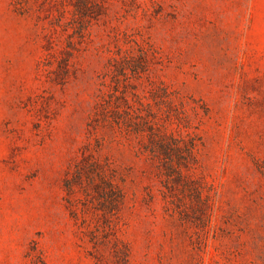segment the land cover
Listing matches in <instances>:
<instances>
[{
  "label": "rangeland",
  "instance_id": "1",
  "mask_svg": "<svg viewBox=\"0 0 264 264\" xmlns=\"http://www.w3.org/2000/svg\"><path fill=\"white\" fill-rule=\"evenodd\" d=\"M52 2L0 0V264H264V0Z\"/></svg>",
  "mask_w": 264,
  "mask_h": 264
},
{
  "label": "trees",
  "instance_id": "2",
  "mask_svg": "<svg viewBox=\"0 0 264 264\" xmlns=\"http://www.w3.org/2000/svg\"><path fill=\"white\" fill-rule=\"evenodd\" d=\"M45 2H46V6H47V8H46V11H44V12H47V14H46V17L45 18H49L47 15L49 14V12L50 13H52V10L53 9H56V7H57V5L55 4V3H53L52 2V0H45ZM80 3V2H79ZM81 5H82V7L84 6V8L83 9H85L86 8V6L84 5V4H82V3H80ZM76 7H77V10L78 11H80V9H81V7H79V5H75ZM82 9V10H83ZM83 11H85V10H83ZM58 12V11H57ZM58 14H60V13H58ZM52 16H54V15H52ZM61 21V16H60V19H59V22ZM56 22V21H55ZM116 72L118 73L119 72V70L118 69H116ZM120 73V72H119ZM118 73V74H119ZM116 105V104H115ZM118 106V104L116 105V106H114V110H113V113H112V115H113V117L114 118H120L119 116H120V113H122L121 112V110L120 109H118L119 107H117ZM117 109V110H116ZM105 108L103 107L102 108V114H103V116L105 117ZM121 120V119H120ZM122 122H123V119H122ZM153 140V139H152ZM153 142V141H152ZM161 147V146H160ZM163 151H167L168 149L165 147L164 149L163 148H161ZM168 153V152H167ZM93 172H91L90 170H88V169H86L85 167H80L79 169H78V172L76 173V179L77 180H80L81 181V178H82V176H83V174H86V175H90V174H92ZM92 176V175H91ZM99 176H101V175H99ZM101 182H103V181H101ZM81 184V183H80ZM103 184V183H102ZM96 189H97V193L100 195V194H102V195H100V196H102V198L104 199V204H106L107 206H105V207H107L108 209H115L116 207H114V204L116 203V201H115V198H114V196H115V194H114V192H113V188L109 185H104V186H101V185H97V187H96Z\"/></svg>",
  "mask_w": 264,
  "mask_h": 264
}]
</instances>
